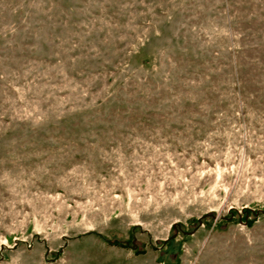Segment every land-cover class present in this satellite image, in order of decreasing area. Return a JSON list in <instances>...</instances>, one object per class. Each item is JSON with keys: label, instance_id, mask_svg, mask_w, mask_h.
<instances>
[{"label": "rangeland", "instance_id": "374dc122", "mask_svg": "<svg viewBox=\"0 0 264 264\" xmlns=\"http://www.w3.org/2000/svg\"><path fill=\"white\" fill-rule=\"evenodd\" d=\"M0 264H264V0H0Z\"/></svg>", "mask_w": 264, "mask_h": 264}]
</instances>
